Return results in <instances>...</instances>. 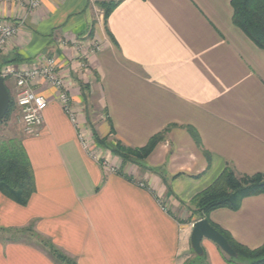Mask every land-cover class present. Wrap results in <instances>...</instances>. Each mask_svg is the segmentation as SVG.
Here are the masks:
<instances>
[{"label": "crops", "instance_id": "obj_1", "mask_svg": "<svg viewBox=\"0 0 264 264\" xmlns=\"http://www.w3.org/2000/svg\"><path fill=\"white\" fill-rule=\"evenodd\" d=\"M111 1L41 0L32 13L0 4V20L23 21L0 69L53 57L97 151L92 133L132 149L165 132L164 141L139 164L109 151L118 174L102 169L81 149L56 90L38 83L48 101L38 134H23L16 108L5 123L22 139L35 192L25 206L0 193V264H60L40 240L75 264H182L201 220L181 225L191 199L226 167L264 173V50L233 25L231 0H121L105 21L94 15ZM92 43L100 49L89 53ZM4 82L14 101V81ZM206 220L256 249L264 194ZM201 246L205 258L192 262L232 264L212 242Z\"/></svg>", "mask_w": 264, "mask_h": 264}, {"label": "trees", "instance_id": "obj_2", "mask_svg": "<svg viewBox=\"0 0 264 264\" xmlns=\"http://www.w3.org/2000/svg\"><path fill=\"white\" fill-rule=\"evenodd\" d=\"M120 1L97 4L104 11V21ZM230 6L233 25L256 48L264 50V0H231ZM14 110V101L10 97L9 108L0 126L8 121ZM164 133L153 136L144 147L137 149L115 142L110 148V153L118 157L122 165L139 164L159 143L164 141ZM92 135L98 146H105L106 138L100 139L94 133ZM193 136L196 139L194 134ZM34 192L33 173L22 146V139L17 134H11V137L0 140V193L12 202L25 206ZM262 194H264V173L242 175L233 168L226 167L210 186L191 199L190 204L196 209L199 219H207L212 211L218 209L235 211L243 199ZM208 223L227 240L236 253V258L223 255L229 263L238 264L237 261L241 259L246 264H264V243L256 249H248L235 242L228 232L209 221ZM40 244L60 264H75L46 241L40 240ZM204 258L203 252L200 257L195 258V261H203Z\"/></svg>", "mask_w": 264, "mask_h": 264}, {"label": "built area", "instance_id": "obj_3", "mask_svg": "<svg viewBox=\"0 0 264 264\" xmlns=\"http://www.w3.org/2000/svg\"><path fill=\"white\" fill-rule=\"evenodd\" d=\"M40 2L41 0H0V4H16L27 13L37 10ZM22 25V19L13 23L0 20V53L4 50L7 42L18 33ZM99 49V44L92 43L89 53L97 52ZM0 77L4 80L12 79L14 81L16 87L14 106L17 110V118L22 127L23 134L36 136L43 124V112L48 106V101L35 91L36 85L43 82L56 90L58 104L71 125L75 128L81 149L92 160L99 163L102 169H106L112 173L116 172L114 168H110L108 159L105 156H100L99 151L95 149L92 142L81 130L78 110L74 107L69 96L66 79L57 72V66L53 57L43 58L41 62L30 65L27 68L18 69L13 66H3L0 69ZM104 158L105 163H100Z\"/></svg>", "mask_w": 264, "mask_h": 264}, {"label": "water", "instance_id": "obj_4", "mask_svg": "<svg viewBox=\"0 0 264 264\" xmlns=\"http://www.w3.org/2000/svg\"><path fill=\"white\" fill-rule=\"evenodd\" d=\"M9 104L10 95L4 79L0 77V124L9 108ZM204 239L212 242L227 257L236 258L237 255L227 240L206 219H201L193 223L190 234L191 249L196 256H201L203 253L201 243Z\"/></svg>", "mask_w": 264, "mask_h": 264}, {"label": "rangeland", "instance_id": "obj_5", "mask_svg": "<svg viewBox=\"0 0 264 264\" xmlns=\"http://www.w3.org/2000/svg\"><path fill=\"white\" fill-rule=\"evenodd\" d=\"M92 10H93L95 16H97L98 14H100V15L103 16V14H104L103 9L100 8L98 5L96 7L93 6ZM95 16H94V18H95ZM6 128H7L6 127V124H2L0 126V140L6 139L8 137H11V133L14 132V131H11V129L9 130V129H6ZM101 139H104V138H101ZM112 146H114V144H111V141L110 140L109 141L106 140L105 141V146H103V147L98 146V151H99L98 153H100V156L101 157L105 156V158H107L108 161H109L110 160L109 151H110V148ZM105 158L102 159L100 163H105L104 162L105 161ZM118 170L119 169H115V171H116L115 173L116 174H118ZM189 206H190V210H191L192 214L191 215H188V216H185L184 217L185 220L181 222V225H190L193 222V220L198 219V217H199L198 213L196 212V209L191 204H189ZM202 250L204 252V249H202ZM195 258H197V256L192 252L191 253V256L189 258H187V260L182 261L183 262L182 264H196L195 263L196 261L195 262H192ZM200 261H202V260H200ZM237 262H238V264H246V262L244 260H241V259L238 260Z\"/></svg>", "mask_w": 264, "mask_h": 264}]
</instances>
